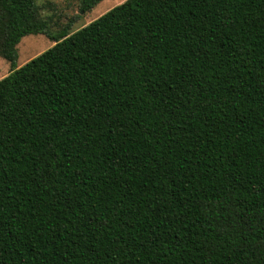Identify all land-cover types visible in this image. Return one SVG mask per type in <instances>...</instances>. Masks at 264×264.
<instances>
[{"label":"trees","instance_id":"16d2710c","mask_svg":"<svg viewBox=\"0 0 264 264\" xmlns=\"http://www.w3.org/2000/svg\"><path fill=\"white\" fill-rule=\"evenodd\" d=\"M31 35L54 46L18 67ZM0 57V264H264V0L56 34L0 0Z\"/></svg>","mask_w":264,"mask_h":264},{"label":"rangeland","instance_id":"374dc122","mask_svg":"<svg viewBox=\"0 0 264 264\" xmlns=\"http://www.w3.org/2000/svg\"><path fill=\"white\" fill-rule=\"evenodd\" d=\"M125 1L102 0L90 12L81 9L80 0H36V4L40 8L41 17L48 22L50 32L56 34L67 25H70V32L74 33ZM53 46L54 42L44 35L23 38L18 45L17 66L25 65ZM11 70V64L0 57V80L8 76Z\"/></svg>","mask_w":264,"mask_h":264}]
</instances>
